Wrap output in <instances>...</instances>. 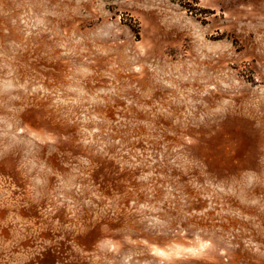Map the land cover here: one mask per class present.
I'll list each match as a JSON object with an SVG mask.
<instances>
[{"label": "rangeland", "instance_id": "obj_1", "mask_svg": "<svg viewBox=\"0 0 264 264\" xmlns=\"http://www.w3.org/2000/svg\"><path fill=\"white\" fill-rule=\"evenodd\" d=\"M0 264H264V0H0Z\"/></svg>", "mask_w": 264, "mask_h": 264}]
</instances>
